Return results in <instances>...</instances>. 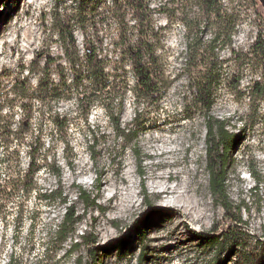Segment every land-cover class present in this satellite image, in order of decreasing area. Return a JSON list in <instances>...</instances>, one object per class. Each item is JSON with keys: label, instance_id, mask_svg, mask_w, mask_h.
<instances>
[{"label": "rangeland", "instance_id": "rangeland-1", "mask_svg": "<svg viewBox=\"0 0 264 264\" xmlns=\"http://www.w3.org/2000/svg\"><path fill=\"white\" fill-rule=\"evenodd\" d=\"M28 2H33L31 7ZM222 2L233 14L236 29L231 45L216 44L220 79L213 91L210 115L225 120V130L238 139L237 146L228 150L227 187L235 206H244L242 222L234 220L241 213L234 209L227 213L210 190L208 113L196 102L193 83L204 67L193 66L189 31L181 19L184 10L195 13L196 0L184 7L179 0H150L153 36L167 84L157 102L138 101L130 90L137 81L131 61L122 68V48L112 44L120 32L113 16L114 0L88 8L84 22L73 19L71 23L68 21L76 15L79 0L0 3V29L3 25L10 41L18 35L25 37L21 45L26 50L20 64L10 57L11 48L0 43L9 55L0 57L8 69L3 70L0 61V264H213L215 249L207 247L203 237L215 229H243L252 237L251 247L260 248L256 241H264V101L252 100L250 87L261 78V63L251 57V49L264 35V4L261 0ZM27 9L33 15L18 22V13ZM135 16L133 10L127 11L130 24L136 23ZM61 22L66 23V32H72L75 45L65 38L66 32H59ZM202 24L207 26L205 21ZM213 34L210 27L204 29L203 42L208 43ZM87 43L96 50L95 55L107 60L111 88L127 90L120 115L122 126L135 129L139 123L144 125L134 145L129 146L116 133L103 105L92 108L87 122L79 115L76 71L70 60L86 66ZM23 84L29 88L27 98L20 96ZM41 86L53 94L46 101L41 100ZM119 98L113 99L117 102ZM56 111L71 119L64 137L52 124L50 115ZM226 150L222 144L220 153ZM36 166L40 169L31 176L30 170ZM252 168L262 174V183L251 176ZM56 169L61 171L60 179ZM169 171L179 177L171 184L188 178L192 181L191 189H198L196 197L207 217L192 221L182 212L171 215L175 210L162 206L163 199L149 183L156 181L152 173ZM122 177L132 179L140 192L139 206L126 215L110 207L125 193ZM108 178L121 189L116 196ZM32 179L34 188L29 191ZM59 187L85 214L76 231L63 241L60 236L67 205L40 197ZM79 187L97 197L96 206L85 207ZM176 220L181 223L180 233L174 228ZM105 229L107 235H103ZM233 250L222 253L228 264L236 259Z\"/></svg>", "mask_w": 264, "mask_h": 264}, {"label": "trees", "instance_id": "trees-1", "mask_svg": "<svg viewBox=\"0 0 264 264\" xmlns=\"http://www.w3.org/2000/svg\"><path fill=\"white\" fill-rule=\"evenodd\" d=\"M103 0H79L76 8V15L72 16L68 23L73 19L84 22L88 8H93ZM182 7L187 6L189 1L179 0ZM198 3L196 11L191 14L188 10L182 13V21L185 28L189 31L188 48L190 59L193 60V66L199 67L203 65L204 70L200 72L199 77L193 78V83L196 89L195 100L208 113L207 121V170L209 174L210 190L215 199H217L225 211L229 213L233 209L239 212L240 216L236 221L242 222V210L244 206H235L231 201L227 181L229 175L228 166V150L231 147L237 146V138L235 134H230L225 130V120L214 118L210 115L214 104L213 91L219 83L220 74L218 72V57L216 53V44L218 41L227 42L229 45L233 42V35L236 29V20L233 14L229 13L223 7L222 0H196ZM113 13L116 23L119 25V34H117L112 44L115 48H122V55L119 60L121 67L124 68L130 60L133 68V73L136 77V84L131 87V92L134 93L136 100L141 98L147 101L157 102L162 99L163 93L167 90V84L163 78V70L159 64L160 56L158 54V44L154 39L153 14L150 0H114ZM133 10L135 13L136 23L130 24L127 21V11ZM203 21L207 26H203ZM66 23L61 22L57 27L63 35L66 32L64 26ZM210 27L214 31L212 39L205 43L201 36L204 29ZM69 43L75 45L76 40L72 32H66ZM160 45V44H159ZM86 66H83L81 61L70 60L72 68L76 71L75 78V96L79 107V115L88 121L89 114L92 108L98 104L105 107L106 112L112 121L113 128L119 136L124 138V141L129 142V146L134 145L138 138L140 129L144 127L143 123L136 125V128H128L122 126L120 115L125 103L126 92L117 87L111 88L113 80L106 73L107 60L103 57L95 55L96 50H91L89 44H86ZM205 54V55H204ZM253 58L257 59L262 66L261 78L254 80L250 87V96L254 101H264V35L261 34L251 49ZM239 57L242 58L240 55ZM200 58V60H199ZM205 58H209L208 62H203ZM252 59V58H251ZM85 68L86 72H83ZM239 82V80H238ZM237 82V85H238ZM25 83V82H24ZM17 84V82H16ZM41 100L46 101L48 97H52L51 91L48 88L41 86ZM238 89V87H236ZM20 96L27 98L29 96V88L23 84ZM119 95V100L116 102L113 98ZM156 95V96H155ZM36 98V97H35ZM52 124L56 133L64 137L70 128L71 119L69 116L59 112L51 114ZM134 129V130H133ZM245 132V129H244ZM8 135H11L9 133ZM9 139V138H8ZM224 145L227 149L222 154L220 146ZM32 158V156H31ZM35 159V158H34ZM32 159V164L34 163ZM40 169L36 166L31 171V176ZM54 173L61 177L59 169L54 170ZM251 176L256 182L262 183V174L256 173L253 168L250 169ZM144 175V173H142ZM28 176V175H26ZM33 178V177H32ZM27 180V179H26ZM34 180L32 179L29 191L32 190ZM28 191V192H29ZM79 195L85 207H93L97 205V197L92 196V193L86 188L79 187ZM40 197L60 202L66 206L65 218L61 233V240H66L70 234L76 231L77 225L84 219L85 214H81L77 210L76 205L66 196L62 187L55 191H46L40 194ZM86 210V209H84ZM212 233L203 237L207 247L215 249L213 256V264H228L223 251L234 249L236 259L234 264H260L264 260V241L257 240L260 248L253 249L250 245V233L243 229H228L217 232L212 230ZM260 249V250H259ZM142 254L140 260L145 257Z\"/></svg>", "mask_w": 264, "mask_h": 264}, {"label": "bare ground", "instance_id": "bare-ground-1", "mask_svg": "<svg viewBox=\"0 0 264 264\" xmlns=\"http://www.w3.org/2000/svg\"><path fill=\"white\" fill-rule=\"evenodd\" d=\"M5 0H0V3L2 4ZM35 1V0H34ZM23 4L27 2V0H22ZM33 2H28V5L31 7ZM32 16L33 12L31 9H27L25 13H18V22H22L24 17ZM22 26V25H21ZM4 26L2 25V28L0 29V43L3 46H9L11 48V53L10 57L14 58L16 62L23 64L24 63V57L26 50L23 48L21 45V42L24 38H21L19 35L13 40L10 41L8 37L7 32L4 30ZM9 57V55L6 54V50L2 49L0 46V57L4 56ZM1 67L3 70H7V65L6 62L1 60ZM178 148L176 147L175 149L171 150H164L162 154H167L169 152H172L174 150H177ZM168 165L170 163H167ZM189 172V171H188ZM190 174V173H189ZM130 177V175H129ZM178 174L173 173L172 171H169L167 173H152L151 178L156 179V181H152L149 183V186L152 187L157 195L161 197L162 200V206L165 208H173L175 210L174 213L171 215H176L177 213L184 214L186 218L191 219L192 221H201L204 217H207V213L205 210H202L200 208V202L198 198L196 197L197 190L198 189H191L192 186V181L190 179H186L185 181H180L178 184H171L172 180L174 178L177 179ZM179 178V177H178ZM106 182L111 185L115 191L114 196H116L117 193L121 190L120 187L118 186L117 182L114 181L111 183V179H107ZM122 182L126 184V186L123 188L125 193H122L121 197L116 203H113L110 205V207L113 210H116L120 213V215H126L129 211L134 209L135 207L139 206L137 204V196L140 192L136 190L137 186L135 182L132 179H127L122 177ZM120 189V190H119ZM181 223L174 222V228H177L178 233L179 232V227ZM109 233L108 230H104L103 235H107ZM181 236V234H179Z\"/></svg>", "mask_w": 264, "mask_h": 264}, {"label": "water", "instance_id": "water-1", "mask_svg": "<svg viewBox=\"0 0 264 264\" xmlns=\"http://www.w3.org/2000/svg\"><path fill=\"white\" fill-rule=\"evenodd\" d=\"M262 2H263V4H264V0H261Z\"/></svg>", "mask_w": 264, "mask_h": 264}]
</instances>
